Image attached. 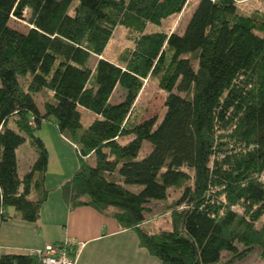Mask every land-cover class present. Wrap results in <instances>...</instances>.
Returning a JSON list of instances; mask_svg holds the SVG:
<instances>
[{"label": "trees", "instance_id": "16d2710c", "mask_svg": "<svg viewBox=\"0 0 264 264\" xmlns=\"http://www.w3.org/2000/svg\"><path fill=\"white\" fill-rule=\"evenodd\" d=\"M186 1L0 0V223L8 207L38 218L48 159L35 131L52 121L76 152L59 186L68 209L111 217L159 264H241L253 249L264 261V12L197 0L181 33L144 31ZM11 17L29 27H10ZM116 25L136 34L113 63L99 55ZM144 79L165 92L158 121L130 119ZM116 86L122 97L111 102ZM81 110L94 115L87 126ZM25 140L34 158L19 175ZM170 189L169 226L147 229L148 205ZM56 246L73 257L71 245ZM0 264L40 260L4 253Z\"/></svg>", "mask_w": 264, "mask_h": 264}, {"label": "crops", "instance_id": "0c3cea01", "mask_svg": "<svg viewBox=\"0 0 264 264\" xmlns=\"http://www.w3.org/2000/svg\"><path fill=\"white\" fill-rule=\"evenodd\" d=\"M49 122L44 121L35 131L47 150L46 199L35 222L23 221L13 208H6L9 217L0 223V255L36 254L48 244L63 243L74 249L75 264H159L140 247L135 233L120 228L111 217L86 205L68 209L62 202L59 186L77 167L76 152Z\"/></svg>", "mask_w": 264, "mask_h": 264}, {"label": "rangeland", "instance_id": "374dc122", "mask_svg": "<svg viewBox=\"0 0 264 264\" xmlns=\"http://www.w3.org/2000/svg\"><path fill=\"white\" fill-rule=\"evenodd\" d=\"M197 0H187L182 10L179 13L172 14V16L162 19L159 25L148 24L144 31H165L166 33H170L175 31L177 33H181L183 30V26L190 13L193 10V6ZM237 11L243 15H249L252 11H262L264 12V0H239L236 3ZM26 17L29 16V12L26 11L24 14ZM26 19H15L11 17L9 19L8 25L14 29H18L19 31H26L27 27H29ZM111 36L106 43V47L99 55L104 59H108L113 63H117L119 57L125 50H128L132 46L131 38L136 34L131 32L129 29L116 25V27L112 30ZM94 59L90 62V65L93 64ZM165 92H162L157 86L154 79L147 80L144 79L141 85V89L138 95L135 98V101L131 107V115L130 119L135 120H143L146 118H156V121L160 119L162 116L164 109L162 107L164 101ZM122 97V89L118 86L114 88V91L109 97V101L117 102L120 101ZM34 102L38 107L41 106L39 97L34 96ZM80 124L83 126H87V124L93 119L94 115L90 113L88 110H81ZM52 123V122H49ZM141 148L138 152L139 156H143L144 152H146L150 145L146 141L141 143ZM16 160H17V172L19 175H22L25 170H27L28 165L32 162L33 153L29 148V143L27 140L23 141L17 151H16ZM76 158V154H75ZM77 160V158H76ZM77 162V161H76ZM87 163L93 164V157L89 155L87 159ZM134 188V187H130ZM177 191L174 189H170L168 197L165 201H158V203H150L149 210L147 214H145V219L147 221L146 227L150 230H157L159 228H167L169 226V222L167 221L168 215L170 213V208H168L169 203L172 202L173 199L177 197ZM227 254L223 253L222 257H226ZM241 264H264V261L260 260L257 256L256 250L253 249L249 254H247L241 261Z\"/></svg>", "mask_w": 264, "mask_h": 264}, {"label": "built area", "instance_id": "2783aa9c", "mask_svg": "<svg viewBox=\"0 0 264 264\" xmlns=\"http://www.w3.org/2000/svg\"><path fill=\"white\" fill-rule=\"evenodd\" d=\"M40 264H75V258L68 257L62 248L48 244L36 253Z\"/></svg>", "mask_w": 264, "mask_h": 264}]
</instances>
